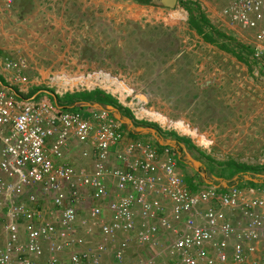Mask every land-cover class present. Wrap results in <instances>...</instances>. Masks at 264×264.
Here are the masks:
<instances>
[{"label":"built area","instance_id":"2783aa9c","mask_svg":"<svg viewBox=\"0 0 264 264\" xmlns=\"http://www.w3.org/2000/svg\"><path fill=\"white\" fill-rule=\"evenodd\" d=\"M221 14L255 31L252 57L264 64V0H230ZM28 67L23 55L0 60L8 82L0 81V264H264V186L192 188L173 146L129 139L111 109L71 107L46 90L22 96ZM128 90L123 103L135 121L166 124L210 147L190 122ZM71 146L88 169L65 160Z\"/></svg>","mask_w":264,"mask_h":264},{"label":"rangeland","instance_id":"374dc122","mask_svg":"<svg viewBox=\"0 0 264 264\" xmlns=\"http://www.w3.org/2000/svg\"><path fill=\"white\" fill-rule=\"evenodd\" d=\"M183 1L199 4L215 27L243 45L247 59L205 41L190 26ZM229 2L179 0L174 8L160 0L0 3V60L27 57L30 82L23 92L18 89L21 94L49 89L65 100L66 93L101 89L113 98L110 107L133 120L125 105L131 99L128 89L145 94L149 108L172 120L185 119L213 140L201 148L190 136L151 122L172 133L166 141L174 147L185 180L208 182L199 164L217 175L230 159L264 166V64L251 55L255 31L222 17ZM0 75L4 78L1 69ZM113 76L126 101L113 92L121 90L118 85L103 79ZM149 141L157 142L156 137ZM257 256L264 259V241Z\"/></svg>","mask_w":264,"mask_h":264},{"label":"trees","instance_id":"16d2710c","mask_svg":"<svg viewBox=\"0 0 264 264\" xmlns=\"http://www.w3.org/2000/svg\"><path fill=\"white\" fill-rule=\"evenodd\" d=\"M141 1L144 3H152V0H141ZM182 3H183L182 4L183 7L189 13L188 20L190 26L193 29H195L197 33L201 35L205 41L218 45L221 48L234 53L240 59H247V57L245 56L246 49L243 48V45L237 43V41L233 37L226 36L223 31L215 27L210 22V19L207 17V15L201 10L199 4L193 1H183ZM0 81L1 82L4 81L1 76H0ZM49 91L51 92L52 90ZM53 95H55V93ZM55 96H56L55 99L59 101L60 99L59 96L57 94ZM65 98L70 101L77 98H81L84 101L94 99L96 101L101 102L104 106L107 105L109 106L114 104L113 98L109 94L103 92L101 89L66 93ZM139 123L144 124V122H139ZM150 126H151L149 128L150 133H156L154 135H160L159 133L160 131H158L159 129L155 125L150 124ZM130 134L132 133L130 132ZM171 134L169 133L167 136L169 135L172 136ZM133 136H135L134 133ZM176 137L178 144H180L182 138L178 136ZM160 138L162 140L165 139L163 136H160ZM169 139L172 138L169 137ZM169 144L171 143L169 142ZM221 165L224 166L221 175H217L215 172H213L212 167H211L212 168L211 172H208L209 169L207 170L206 167H204V165L202 164H199L198 170L202 172L205 179L211 180L208 182H213V183L227 182L228 184H236L239 185L240 187L264 186V166L260 164L244 163V162L236 161L234 159H230L227 160L226 162H223ZM201 181L202 182L200 183L204 182V180ZM186 182L188 183L189 186H191L194 189L198 186L197 183L194 184L191 181H187V180Z\"/></svg>","mask_w":264,"mask_h":264},{"label":"crops","instance_id":"0c3cea01","mask_svg":"<svg viewBox=\"0 0 264 264\" xmlns=\"http://www.w3.org/2000/svg\"><path fill=\"white\" fill-rule=\"evenodd\" d=\"M17 1V0H16ZM16 1H14L16 3ZM4 73V71L2 72ZM1 76V75H0ZM2 77V76H1ZM3 78V77H2ZM3 84H7L8 82H6V79L3 78ZM24 87V86H23ZM22 87V88H23ZM18 91V90H17ZM34 92V93H33ZM39 91L37 90V88L35 90H33L31 92V94H21L22 96L24 97H30V96H34L38 93ZM51 93V98L55 99L56 98V93L51 91L49 92ZM55 93V95H53ZM61 98V97H59ZM59 101L63 102L64 104H67V105H70L71 107H85L87 105H92L93 107H106V108H109L111 109L116 115H118L119 117H121L124 125H123V128H126L125 130L129 133V139H132V138H143V139H146V140H149V139H152L153 137H156V140L157 142H163L165 143L166 141H163L167 138V133L166 132H162L160 129H159V133L160 135H154L156 133H150L149 132V128L151 127L150 124H140L138 121H135L133 119H130L129 118V113L127 115V113H122V111L118 108V107H110V106H104L101 102L99 101H96L94 99H90L88 101H84L83 99L81 98H77V99H73L72 101L70 100H67L65 98V100H61L59 99ZM133 126V128H132ZM130 132L132 134H130ZM133 133L135 134V136H133ZM160 136H163L165 139L163 140H160ZM81 149L80 147H77V146H71L65 153V160L70 162V163H73L75 164L76 166H80L81 169H84V168H89L90 167V163L87 162V159H84L82 156H81ZM197 184L200 183V182H196ZM0 230H1V222H0ZM2 240H0V246L2 245Z\"/></svg>","mask_w":264,"mask_h":264},{"label":"water","instance_id":"95a60500","mask_svg":"<svg viewBox=\"0 0 264 264\" xmlns=\"http://www.w3.org/2000/svg\"><path fill=\"white\" fill-rule=\"evenodd\" d=\"M179 0H160V3L165 7L174 8L178 4Z\"/></svg>","mask_w":264,"mask_h":264},{"label":"clouds","instance_id":"9594fccd","mask_svg":"<svg viewBox=\"0 0 264 264\" xmlns=\"http://www.w3.org/2000/svg\"><path fill=\"white\" fill-rule=\"evenodd\" d=\"M175 7H176V6H175ZM169 8H170V7H169ZM40 91H43V90L40 89L39 92H40ZM44 91H45V90H44ZM46 91H49V90L47 89ZM49 92H50V91H49Z\"/></svg>","mask_w":264,"mask_h":264},{"label":"bare ground","instance_id":"6f19581e","mask_svg":"<svg viewBox=\"0 0 264 264\" xmlns=\"http://www.w3.org/2000/svg\"><path fill=\"white\" fill-rule=\"evenodd\" d=\"M110 80H111V81H116V80H114V79H112V78H110Z\"/></svg>","mask_w":264,"mask_h":264}]
</instances>
